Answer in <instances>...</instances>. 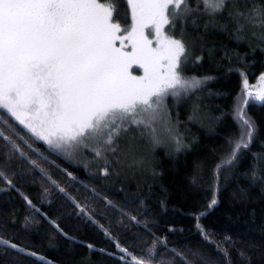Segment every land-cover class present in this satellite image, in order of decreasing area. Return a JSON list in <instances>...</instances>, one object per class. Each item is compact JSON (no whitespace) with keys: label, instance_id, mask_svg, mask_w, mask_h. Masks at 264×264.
I'll list each match as a JSON object with an SVG mask.
<instances>
[{"label":"snow or ice","instance_id":"1","mask_svg":"<svg viewBox=\"0 0 264 264\" xmlns=\"http://www.w3.org/2000/svg\"><path fill=\"white\" fill-rule=\"evenodd\" d=\"M121 3L125 14L130 13V25L121 18ZM225 12L227 21L231 22L230 37L238 44L250 39L264 44V0H0V109L6 110L31 137L43 141L50 150H59L58 154L65 159L87 154L92 158L90 163L102 161L101 173L105 176L118 166L123 167L130 153L135 155L133 142L137 137L146 139L153 150L174 145V151L179 153L185 147L183 137L177 132L180 121H173L167 99L170 97L179 103L215 79L186 76L184 69L192 62L193 55V46L187 42V26L190 23L197 28V20L207 17L205 31H228L229 23L217 21ZM146 29L152 30V38L146 34ZM259 50L264 52V47ZM203 59V55L196 56L195 63ZM224 59L231 61L227 51ZM238 59L242 58L238 56ZM134 64L143 70L142 76L131 75L129 70ZM228 71L242 78L232 112L224 114L231 116L238 136L226 141L229 150L212 169V198L206 206L208 210L219 203L222 171L235 165L242 151L249 152L257 136L258 125L248 114V107L264 105V75L254 93L246 73L236 68ZM244 96L247 99H243ZM191 111L188 120L195 122L200 109L194 104ZM29 139L0 111V150L6 157L0 163V180L9 185L8 189L0 191L15 188L4 171L10 169L11 161L23 159L39 168L37 161L31 160L25 151V148L37 151ZM251 155L252 164L244 176L255 186L262 180L261 161L258 153ZM144 162L133 160L137 166ZM88 166L86 164L85 168ZM40 172L46 175L43 169ZM66 174L75 179L72 173ZM47 179L75 205L78 217L84 216L104 233L107 241L115 244L116 251L109 252L69 236L24 196L28 208L42 215L66 240L86 247L89 253L108 255L119 264H149L163 246L179 257L180 264H194L197 258L204 259L198 251H191L192 259H186L175 249H168L166 241L152 233H149L152 243L138 256L99 224L87 205L82 206L69 196L50 176ZM193 183H196L195 178ZM106 203L114 207L111 201ZM25 219L30 221L31 218ZM130 220L133 225L139 224L135 216ZM142 227L148 231L149 225L145 223ZM24 228L28 229V223ZM197 231L204 241L213 243L199 223ZM230 244L231 238L225 237L215 249L223 256L225 264H231V257L222 245ZM13 253L15 255H11ZM20 256L35 264H53L44 255L0 236L3 264L9 261L18 264ZM240 258L245 259L243 252ZM159 264L169 262L162 259ZM204 264L209 261L205 259Z\"/></svg>","mask_w":264,"mask_h":264},{"label":"trees","instance_id":"2","mask_svg":"<svg viewBox=\"0 0 264 264\" xmlns=\"http://www.w3.org/2000/svg\"><path fill=\"white\" fill-rule=\"evenodd\" d=\"M120 9L121 18L130 25V13L125 14L123 3ZM207 19L199 18L197 28L190 23L187 26V42L193 46V55L184 72L188 77L212 76L215 79L179 103L170 97L167 99L173 121H180L177 132L183 137L185 147L179 153L174 151V145L153 150L146 139L137 137L133 142L135 155L130 153L123 167L118 166L105 176L101 173L102 161L90 163L92 158L87 154L72 160L65 159L58 154L59 150H50L43 141L31 137V133L6 110L0 109L21 134L30 137L29 143L37 151L27 148L25 151L39 165V168H34L26 160L15 159L10 162V169H4L6 178L13 181L15 188L0 191V236L44 255L53 264H119L108 255L89 253L86 247L66 240L42 215L28 208L24 196L41 213L55 220L69 236L109 252L116 251L115 244L107 241L96 225L84 216L76 215L77 208L49 182L47 177L50 176L69 196L82 206L87 205L94 219L138 256L152 243L153 237L149 235L152 233L165 240L168 249H175L186 259H192L191 251H198L204 259L197 258L194 264H204L205 259L209 264H225L223 256L215 249L225 237H230L231 244L222 246L230 253L231 264H264V105L248 107V114L258 125L255 141L249 152H241L235 165L222 171L219 203L211 210L206 207L212 198V169L229 150L226 141L238 136L231 116L224 114L232 112L242 78L228 69L236 68L246 73L249 85L254 84L264 73V52L259 50L264 44L256 39L238 44L230 37L231 22L227 21L226 12L217 17V21L229 23L228 31H205ZM146 34L152 38L150 29H146ZM252 48L256 51L253 52ZM226 51L231 61L224 59ZM237 54L242 59H238ZM201 55L203 61L196 64L195 57ZM130 71L133 75L141 74L134 67ZM194 104L200 109L195 122L188 120ZM251 153H258L261 161L262 180L255 186H252L250 178L244 176L252 164ZM5 159L0 150V163ZM134 159L145 162L137 166L133 164ZM86 164L89 165L87 168ZM40 169L46 175H42ZM67 172L72 173L75 179L69 178ZM8 188L9 185L0 180V189ZM106 201H111L114 207ZM202 211L205 215L200 216ZM122 212L125 215H121ZM132 216L137 217L138 225L132 224ZM26 217H30V221H26ZM25 223H28V229L24 228ZM145 223L149 225L148 231L142 227ZM197 223L207 230L213 243L201 238ZM241 252L245 254L243 260ZM162 259L169 264H180L179 257L163 246L159 247L155 260L149 264H159ZM3 260L4 257H0V264ZM17 261L18 264H35V261L22 256ZM9 264L13 262L9 261Z\"/></svg>","mask_w":264,"mask_h":264},{"label":"rangeland","instance_id":"3","mask_svg":"<svg viewBox=\"0 0 264 264\" xmlns=\"http://www.w3.org/2000/svg\"><path fill=\"white\" fill-rule=\"evenodd\" d=\"M150 30H151V29H150ZM151 31H152V30H151ZM127 50L130 51V48L127 49ZM132 67L137 68V70H138L139 72H141V74H140V75H133V74L131 73V71H130ZM132 67H131L130 70H129L130 73H131V75H133V76H142V75H143V70L140 69L137 65L134 64ZM262 75H264V73H263ZM262 75H261V76H262ZM261 76H260V77H261ZM260 77L257 79V81H256L254 84L249 85L250 88L253 90L254 93H255V91L257 90V89H256V85L259 84V82H260ZM243 99H247V96H244ZM32 148H33V147H32Z\"/></svg>","mask_w":264,"mask_h":264}]
</instances>
